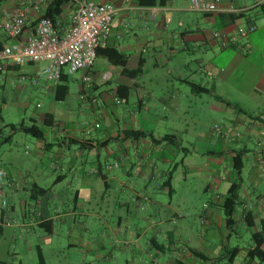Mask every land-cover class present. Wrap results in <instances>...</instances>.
I'll list each match as a JSON object with an SVG mask.
<instances>
[{
    "label": "crops",
    "instance_id": "obj_1",
    "mask_svg": "<svg viewBox=\"0 0 264 264\" xmlns=\"http://www.w3.org/2000/svg\"><path fill=\"white\" fill-rule=\"evenodd\" d=\"M34 1L6 0L0 6V24L22 5L29 6L30 21L22 37L26 40L37 20L46 16L52 0L41 11L34 8ZM94 1L113 4L117 10L112 30L101 47L123 54L127 70L135 71L143 64L144 72L130 77L122 67L99 57L105 60L103 70H96L95 64L79 79L90 85L82 92V100L91 104L96 115V123L83 127L82 134L65 125L64 134L55 133L53 142H49V133L56 132L59 121L53 113L46 114L52 115V126L45 125V117L43 124L48 129L44 130L45 139L34 143L35 156L41 159L58 145L63 150L60 159L67 165L56 177L43 175L37 168H22L20 153L13 150L16 133L7 127L9 124L0 126V149L8 150L0 157V264H14L35 236L51 242L63 227L68 228L69 238L76 239L68 247L78 253L86 248L96 253L95 264H118L119 254L125 264H259L248 258L254 240L248 247L239 245L248 232L253 239L264 229V13L251 11L256 0L251 5L246 0H222L220 12L215 14L192 10L191 0H150L153 5L142 3L148 0ZM237 7L249 11L236 14L233 9ZM75 13L71 1L58 19L69 25ZM250 25L257 29L244 37ZM217 32L235 37V45L224 47L214 37ZM12 43L14 40L0 29V48ZM200 47L208 51V61L201 60L197 67L184 65L185 72L190 73L186 76H174V70H170L163 86L149 85L155 83V79L147 80L150 70L161 68L179 53L191 55ZM242 47L249 48L248 55L240 52ZM47 66L6 64L0 72V83L28 81L57 101L59 84L44 78L33 83ZM208 72L213 73L212 79ZM65 74L70 83V75ZM107 74L109 79H104ZM189 83L207 91L197 93ZM5 88L0 85V91ZM69 95L58 102L67 101ZM6 103L0 94V104ZM202 104L207 106V113L220 120L206 129L185 124L186 128L180 130L179 124L187 122L192 108L205 111ZM31 121L37 123L34 118ZM216 123L225 125L223 134L213 129ZM91 130H97V136ZM131 131L145 135L129 138ZM170 136L176 137L177 143L162 140ZM236 158L243 160L240 172L235 169ZM95 159L98 167L88 169L86 165ZM108 164L114 167L107 170ZM235 183L241 187L236 225L229 230L223 206ZM97 188L105 191L103 203L107 192H122L117 207H126L127 214L120 215L114 227L105 224L108 226L103 229L109 230V235L97 234L85 242L94 228L90 219L102 218L95 210L86 212L88 206L94 207L91 194L94 196ZM5 200L11 209L9 224L4 221ZM143 202L150 207L147 226H125L135 213L133 207L139 212ZM188 219L191 225H186ZM234 236L237 244L232 247ZM39 248L43 251L41 245Z\"/></svg>",
    "mask_w": 264,
    "mask_h": 264
},
{
    "label": "rangeland",
    "instance_id": "obj_2",
    "mask_svg": "<svg viewBox=\"0 0 264 264\" xmlns=\"http://www.w3.org/2000/svg\"><path fill=\"white\" fill-rule=\"evenodd\" d=\"M253 0H246V3L251 5ZM208 53L204 48H197L195 53L177 54L174 59L169 60L164 63V65L159 69H152L149 72L147 80L155 79V83H149L150 86L158 87L163 86L165 84L164 80L168 76V72L170 70H174V76L182 74L184 76L189 75L185 72L183 68L186 64H191L192 67H197V64L201 62V60L208 61V57L205 54ZM104 59L99 58L95 65L96 70H103ZM66 72V71H65ZM86 73V71H81L73 76L70 75V95L67 101L58 102L53 99L52 96L48 94H43L39 92L38 88L32 87L30 82H21L19 83H5V81L1 82L6 88L5 91H0V94H3L7 99L6 104H0V126L5 124H19L22 121L30 122L32 118L37 120V125L43 130L48 129L43 124V120L46 117L47 113H53L56 119L59 121V124L56 128V132H50L48 136V141L53 142L55 133L59 135L64 134L65 125L73 130L76 134H82L84 132L83 127L85 128L90 123H96V115L92 112L91 104L87 101L82 100V92L89 88L90 85L83 84L81 82L82 76ZM199 77H196V80ZM248 84V83H247ZM180 85V84H179ZM180 86L187 88L186 85L181 84ZM108 86L103 85L102 88H106ZM243 87V85H242ZM3 92V93H2ZM101 104V103H100ZM113 107V104H111ZM204 107L205 111H198L192 108L187 114V122L180 123V130L186 128L185 124H189L191 128H198L199 130L209 128L212 123L216 120H220L215 116L212 117L209 113L206 112L207 106L202 104L200 105ZM99 112V110H98ZM99 114V113H98ZM100 120V118H98ZM221 122V121H218ZM87 128V127H86ZM92 131V130H91ZM85 132H88L85 131ZM9 131H6L5 134H8ZM92 134L97 136L98 131L93 130ZM237 137H240L236 134ZM15 141L13 142V150L18 151L19 160L21 161L22 168H37L43 175H50L56 177L61 174V168H66L67 162L65 159H60V155L63 151L59 149L58 145H55V148L48 151L43 158H36V149L34 143L37 142L38 139L27 135L23 132H16L14 135ZM185 146L189 147L188 144ZM10 147V146H9ZM7 148L0 149V157L3 154H6L8 150ZM6 153H5V152ZM66 150L64 149L65 153ZM104 152V151H103ZM7 155V154H6ZM101 163H104V157L100 160ZM87 168H95L98 167V160H91L87 165ZM47 179H44L43 186H46ZM196 179H194L195 182ZM202 181H199L201 183ZM201 185V184H200ZM183 191V190H182ZM103 189H96L92 196L91 194V202L94 207L85 208V211L99 213L101 217H94L90 219L91 223L94 225L93 231L91 234L85 238V242L92 241L93 236H97L100 234L109 235V230H105L108 223L111 226H115L118 223L119 216L127 214V208L125 207H117V202L120 199L122 192L119 191H111L107 192L106 202L103 203ZM161 193V192H160ZM128 194V193H127ZM105 197V196H104ZM149 201V200H147ZM97 202L101 203V206H97ZM169 200L166 201L168 203ZM34 203V202H33ZM148 202H143L141 206V211L136 212L135 206L133 207V211L135 212L129 219L126 221L125 226H133L135 224H140L141 226H147V222L150 216V207L147 206ZM188 208V207H187ZM191 208V207H189ZM165 216V215H164ZM83 221L87 222L86 218H83ZM186 225H191V220L188 219L185 221ZM38 231H41L38 229ZM43 235L44 232H43ZM236 236L232 239V247L236 246L235 243ZM76 239H71L68 236V228L63 227L57 230V233L52 237L51 242H44V238L40 239L38 237H34L30 248L25 252L20 254L18 260L14 262V264H40L39 254L37 246L41 245L43 247V253L46 260V264H95L96 262V253H93L88 248H86L84 253H78L76 248H69L68 244ZM253 244L252 234L248 232L246 236L239 241V245L242 247H248ZM86 246V245H85ZM84 246V248H85ZM118 264H125V258L123 255L119 254L117 256ZM258 263V262H257Z\"/></svg>",
    "mask_w": 264,
    "mask_h": 264
},
{
    "label": "built area",
    "instance_id": "obj_3",
    "mask_svg": "<svg viewBox=\"0 0 264 264\" xmlns=\"http://www.w3.org/2000/svg\"><path fill=\"white\" fill-rule=\"evenodd\" d=\"M76 7V13L69 25H63L60 19H52L41 16L37 20L33 33L22 40L30 21L29 6L22 5L12 16L3 20L0 24L6 35L14 40V43L0 48V72L5 65L23 67L25 65H37L47 63L48 66L41 70L33 80L38 84L40 79H45L58 85L61 82L63 73L74 75L81 71H89L98 60V49L112 30L113 20L117 13L113 4L97 3L94 0H71ZM237 3L238 0H232ZM222 0H191V8L194 11L205 13H219ZM35 9L41 11L48 0H35ZM264 5V0H256L253 8ZM249 11L246 7L233 9L236 14ZM257 29L256 25H250L243 33L246 37ZM224 47L233 46L236 38L226 34L214 33ZM240 52L248 55V47H242ZM212 79L213 73L208 72ZM109 79V75H104ZM85 81H90L85 77ZM120 102L119 98H116ZM213 129L223 134L226 127L222 123H216ZM240 136V134H238ZM114 165H106L111 170ZM6 212L4 221L9 224V213L11 212L8 201L3 202Z\"/></svg>",
    "mask_w": 264,
    "mask_h": 264
},
{
    "label": "trees",
    "instance_id": "obj_4",
    "mask_svg": "<svg viewBox=\"0 0 264 264\" xmlns=\"http://www.w3.org/2000/svg\"><path fill=\"white\" fill-rule=\"evenodd\" d=\"M6 0H0V6L2 3H4ZM71 2V0H52L49 8L46 12V17L52 18L54 20L58 19L61 17L62 13L64 12V7L68 5ZM143 4H148V5H153L154 3L150 0L148 1H142ZM252 10H260L261 13H264V5L255 7ZM99 57H105L108 59L109 63L114 65V66H119L123 68V73L127 76L130 77H137L138 75L142 74L144 72L143 64L140 65V67L135 70V71H129L126 69L127 66V59L126 57L121 54L118 50L116 49H110V48H102L100 47L98 49V58ZM69 76L67 74L62 75V80L59 83L57 87V101H63L65 100L69 93H70V87H69V82L65 78H68ZM191 87L197 91V93H203L206 92L207 90L204 87H201L200 85L194 84V83H189ZM52 115L48 114L45 119V125L46 126H52L53 120H51ZM11 129L12 132H23L27 135H30L38 140H43L45 139V131L40 128L36 122L30 121H22L19 124H9L7 125ZM128 137L131 138H141L145 134L142 132H136V131H131L128 134ZM173 139L174 142L177 139L174 136L166 137L163 138V141ZM235 169L240 172L243 167V160L240 158L235 159ZM240 183H235L231 186L227 197L226 201L223 206L224 210V215L226 218V225L229 230H232L234 226L236 225L235 221V212H236V207L238 204V198H239V192H240ZM41 192L45 193L47 190L46 189H39ZM39 198V197H37ZM248 218V216H247ZM253 226V225H250ZM253 240L255 242V247L254 249H251L248 253V258L251 260H258L259 264H264V229L258 233H255L253 235ZM38 254H39V261L40 264H46V260L44 257V253L41 248L38 249ZM215 262V261H214Z\"/></svg>",
    "mask_w": 264,
    "mask_h": 264
}]
</instances>
